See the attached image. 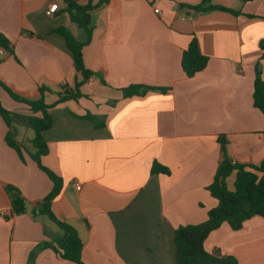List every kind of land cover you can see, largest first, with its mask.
Instances as JSON below:
<instances>
[{
	"label": "crops",
	"instance_id": "0c3cea01",
	"mask_svg": "<svg viewBox=\"0 0 264 264\" xmlns=\"http://www.w3.org/2000/svg\"><path fill=\"white\" fill-rule=\"evenodd\" d=\"M201 1L107 0L94 8L82 48L93 75L76 88L82 77L56 30L63 27L78 42L86 35L63 11V0H0V34L7 40L0 84L51 106L41 164L62 179V189L50 209L60 222H85L84 264H176L175 229L203 223L217 205L206 187L221 158L218 138H225L233 164L264 160V117L252 104L256 65L264 80V0H212L240 15L182 7ZM50 6L56 12L48 16ZM193 37L208 62L188 78L180 59ZM1 85L0 106L13 117L31 116ZM132 85L148 89L124 97ZM73 93L80 97L58 102ZM8 132L19 135L18 126L8 128L0 115V264H75L51 249L30 258L40 242L57 245L62 232L32 213L52 188L29 156L33 138L32 149L20 145L19 155L6 142ZM154 161L169 174H151ZM233 182L231 174L228 191ZM7 185L20 192L24 213L12 212ZM204 248L237 264H264V219L252 217L237 231L223 224Z\"/></svg>",
	"mask_w": 264,
	"mask_h": 264
},
{
	"label": "trees",
	"instance_id": "16d2710c",
	"mask_svg": "<svg viewBox=\"0 0 264 264\" xmlns=\"http://www.w3.org/2000/svg\"><path fill=\"white\" fill-rule=\"evenodd\" d=\"M239 1L247 3L254 0ZM63 3V11L67 13L71 22L82 29L86 35L84 42H78L63 27H59L56 30L65 40L75 71L82 77V81L76 84V88H78L93 75L91 71L84 67L82 61V48L89 43L91 37L90 11L107 3V0H99L95 5L89 4L85 6L79 5L76 0H63ZM182 7L195 13L221 11L232 15H240L237 11L212 4V0H202L198 5H182ZM0 47L7 49V40L1 34ZM260 47L264 50V42H260ZM207 62L208 59L200 53L198 42L193 37L187 48L181 54L180 67L183 74L190 78L196 73L201 72L206 67ZM254 74L252 104L264 117V80L261 77L257 65ZM1 86L10 98L18 103L24 104L30 110L32 115L26 118V125L34 133L31 144L35 152L29 154V156L52 183L51 191L43 198L38 208L34 209L32 213L33 215H45L62 232V239L57 245L46 241L40 242L32 253H30V258L37 251L51 249L64 261L84 264L81 260L82 243L78 239L76 231L65 222L58 221L50 209L51 202L59 195L62 189V179L41 164V157L47 153V147L42 138V133L51 127V118L48 113V109L51 106L46 105L42 97L36 101L26 100L14 94L4 85ZM147 89L143 86L132 85L124 88L122 92L124 97H131L144 94ZM42 92L43 90H40V93ZM79 97L80 94L78 93L64 94L59 96L58 102L77 99ZM0 115L5 120L8 128H10V124L13 122V115L1 106ZM6 142L21 155V146L12 139L11 132L7 133ZM218 143L221 158L212 182L206 187L211 197L217 200V205L207 212L206 220L203 223L179 226L175 229L173 241L175 244L176 264H237L233 256L207 252L204 248L206 238L211 232L217 230L223 224H226L232 231H237L252 217L264 219V160L257 166L233 164L226 151L227 142L225 138L219 137ZM150 173L168 175L169 170L154 161L151 165ZM231 174H234L233 190L228 191L226 188V178ZM5 191L10 199L12 212L15 215L24 213L25 203L18 189L7 185Z\"/></svg>",
	"mask_w": 264,
	"mask_h": 264
},
{
	"label": "rangeland",
	"instance_id": "374dc122",
	"mask_svg": "<svg viewBox=\"0 0 264 264\" xmlns=\"http://www.w3.org/2000/svg\"><path fill=\"white\" fill-rule=\"evenodd\" d=\"M15 116L27 118L30 116V113L29 114H21V115L15 114ZM13 126H18L19 135H16L15 133L12 134V139L18 145H21L25 151L32 149L30 142H27L29 139L33 138L32 129H30L26 125V123H21V122L15 120L14 117H13Z\"/></svg>",
	"mask_w": 264,
	"mask_h": 264
},
{
	"label": "water",
	"instance_id": "95a60500",
	"mask_svg": "<svg viewBox=\"0 0 264 264\" xmlns=\"http://www.w3.org/2000/svg\"><path fill=\"white\" fill-rule=\"evenodd\" d=\"M14 119L19 122H23V123L26 122V118L24 117L14 116ZM65 223L76 231L77 237L81 241V243H84L86 241L87 227L84 221L72 218V219L66 220Z\"/></svg>",
	"mask_w": 264,
	"mask_h": 264
},
{
	"label": "built area",
	"instance_id": "2783aa9c",
	"mask_svg": "<svg viewBox=\"0 0 264 264\" xmlns=\"http://www.w3.org/2000/svg\"><path fill=\"white\" fill-rule=\"evenodd\" d=\"M152 6H156V1L155 2H152ZM56 12V8L54 7V6H50L47 10H46V15H48V16H51L53 13H55ZM154 13H156V14H159V11H158V9L157 8H154ZM5 53H6V51H5V49H3L2 47H0V57H3L4 55H5ZM74 189L76 190V191H80V189H81V185H80V183H78V182H75L74 183ZM3 216H5V212H2L1 213Z\"/></svg>",
	"mask_w": 264,
	"mask_h": 264
}]
</instances>
